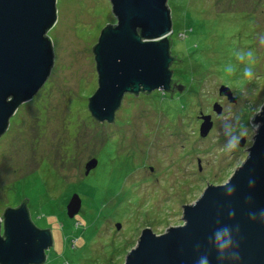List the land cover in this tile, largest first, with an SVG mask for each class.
Wrapping results in <instances>:
<instances>
[{"label": "rangeland", "instance_id": "obj_1", "mask_svg": "<svg viewBox=\"0 0 264 264\" xmlns=\"http://www.w3.org/2000/svg\"><path fill=\"white\" fill-rule=\"evenodd\" d=\"M168 5L180 60L170 69L184 89L125 94L109 124L87 105L97 88L92 46L115 23L110 3L56 0L49 77L0 137V216L28 200L34 223L52 233L43 264H122L142 229L182 224V205L224 184L247 156L264 104V0ZM204 115L212 127L201 137ZM75 193L81 208L69 218Z\"/></svg>", "mask_w": 264, "mask_h": 264}, {"label": "water", "instance_id": "obj_2", "mask_svg": "<svg viewBox=\"0 0 264 264\" xmlns=\"http://www.w3.org/2000/svg\"><path fill=\"white\" fill-rule=\"evenodd\" d=\"M108 1L115 23L103 26L92 46L97 88L87 108L96 121L111 124L125 94L182 92L184 85L173 81L170 69L168 0ZM56 21V0H0V137L49 77L54 54L47 32ZM213 110L220 113L221 107L214 104ZM202 120L199 134L205 137L212 122L209 115ZM251 122L258 125L256 133L232 176L208 184L193 203L182 205V224L161 234L142 229L122 264H264V104ZM97 163L87 161L84 175ZM27 201L0 216V264H43L53 246L51 230L33 222ZM80 208L75 193L66 215L74 218Z\"/></svg>", "mask_w": 264, "mask_h": 264}, {"label": "trees", "instance_id": "obj_3", "mask_svg": "<svg viewBox=\"0 0 264 264\" xmlns=\"http://www.w3.org/2000/svg\"><path fill=\"white\" fill-rule=\"evenodd\" d=\"M171 43H172V37H171ZM172 54V53H171ZM174 56V62H173V64L174 63H177L178 61H179V58L178 57H176L175 55H173ZM172 79H173V77H172ZM173 81L174 82H177V80L176 79H173ZM176 93H179L178 91H175ZM174 92V93H175ZM168 93H170L171 94V92H168ZM96 158V157H95ZM41 183H42V181H41ZM32 218V217H31ZM34 222V221H33Z\"/></svg>", "mask_w": 264, "mask_h": 264}]
</instances>
